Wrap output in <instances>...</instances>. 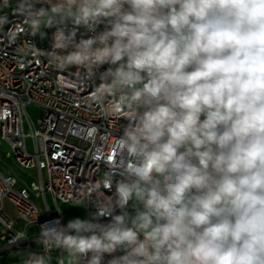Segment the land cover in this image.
I'll return each mask as SVG.
<instances>
[{
    "label": "clouds",
    "instance_id": "obj_1",
    "mask_svg": "<svg viewBox=\"0 0 264 264\" xmlns=\"http://www.w3.org/2000/svg\"><path fill=\"white\" fill-rule=\"evenodd\" d=\"M8 8L19 55L126 121L86 218L39 224L20 264H264V0H0V30Z\"/></svg>",
    "mask_w": 264,
    "mask_h": 264
},
{
    "label": "built area",
    "instance_id": "obj_2",
    "mask_svg": "<svg viewBox=\"0 0 264 264\" xmlns=\"http://www.w3.org/2000/svg\"><path fill=\"white\" fill-rule=\"evenodd\" d=\"M4 11L11 23L0 30V253L38 252L34 240L39 224L59 218L62 204L73 206L70 201L80 187L103 175L114 155L110 142L126 121L106 115L90 101L93 87L83 83L75 69L58 73L43 54L19 55L17 48L26 38L21 35L10 44L5 34L20 18L12 8ZM52 31L47 30L46 44L33 38L37 48L51 50ZM30 105L41 110L37 121L27 112ZM3 160H13L26 174L4 173L2 167H12L3 165ZM37 214V223L28 224L23 218L35 220ZM62 218L66 223L63 212ZM19 222L24 224L22 231H17ZM22 232L27 239L17 242L15 237ZM56 256L53 253L54 261Z\"/></svg>",
    "mask_w": 264,
    "mask_h": 264
},
{
    "label": "rangeland",
    "instance_id": "obj_3",
    "mask_svg": "<svg viewBox=\"0 0 264 264\" xmlns=\"http://www.w3.org/2000/svg\"><path fill=\"white\" fill-rule=\"evenodd\" d=\"M46 42H47V39L41 40L38 37V43L40 45L46 44ZM27 112L33 121H37V119L40 116L41 110L37 106L30 105L27 107ZM2 164L3 165L12 164L13 171L15 174H17L19 171V167L16 164H14L13 160H3ZM61 210L64 213V215L68 218V220L71 218H76V217L82 218L83 216L82 209L78 207H73L70 205L62 204ZM9 211L11 214L15 213V211L12 208H9ZM23 229H24V224L22 222H19L17 226V231H22ZM20 253L21 251H18V250H8L6 252L0 253V264H14L16 261H18L21 258Z\"/></svg>",
    "mask_w": 264,
    "mask_h": 264
},
{
    "label": "crops",
    "instance_id": "obj_4",
    "mask_svg": "<svg viewBox=\"0 0 264 264\" xmlns=\"http://www.w3.org/2000/svg\"><path fill=\"white\" fill-rule=\"evenodd\" d=\"M15 164V163H14ZM11 165V167H12V164H10ZM2 169H3V172L4 173H14V171H13V167H12V170H7V169H4V167H2ZM15 174V173H14ZM26 173L21 169V168H19V171H18V173L16 174V175H19V176H22V175H25Z\"/></svg>",
    "mask_w": 264,
    "mask_h": 264
}]
</instances>
